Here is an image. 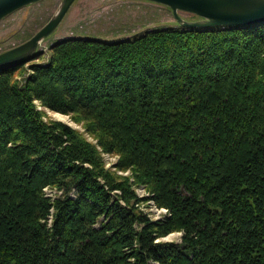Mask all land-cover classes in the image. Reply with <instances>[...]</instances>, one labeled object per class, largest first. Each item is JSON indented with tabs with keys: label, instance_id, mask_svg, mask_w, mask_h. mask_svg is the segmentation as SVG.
Here are the masks:
<instances>
[{
	"label": "trees",
	"instance_id": "1",
	"mask_svg": "<svg viewBox=\"0 0 264 264\" xmlns=\"http://www.w3.org/2000/svg\"><path fill=\"white\" fill-rule=\"evenodd\" d=\"M25 62L0 67V264H264V22L65 37L19 82Z\"/></svg>",
	"mask_w": 264,
	"mask_h": 264
},
{
	"label": "rangeland",
	"instance_id": "2",
	"mask_svg": "<svg viewBox=\"0 0 264 264\" xmlns=\"http://www.w3.org/2000/svg\"><path fill=\"white\" fill-rule=\"evenodd\" d=\"M61 0H38L24 5L0 19V52L15 46L35 33L55 12ZM179 16L186 21L199 20L191 13L178 11ZM180 26L168 7L146 0H73L63 18L48 36L40 40L34 52H39L37 58L24 63V72L16 75L19 82L28 73L27 64L40 63L47 60L49 45L65 37H94L103 40H115L143 32L156 27ZM42 108L44 117L58 120L79 129L80 125L73 122L69 115L51 111L37 103ZM104 166L113 169L111 164L115 155H102ZM118 173L124 175L125 172ZM137 196H147L148 192L142 185L134 186ZM147 216L154 220L164 215L163 207H156L151 200L139 204ZM178 232L163 236V241H176Z\"/></svg>",
	"mask_w": 264,
	"mask_h": 264
},
{
	"label": "water",
	"instance_id": "3",
	"mask_svg": "<svg viewBox=\"0 0 264 264\" xmlns=\"http://www.w3.org/2000/svg\"><path fill=\"white\" fill-rule=\"evenodd\" d=\"M38 0H0V19L8 13ZM73 0H61L54 14L28 39L0 52V67L29 60L40 40L59 24ZM168 7L181 26H227L264 22V0H146ZM178 11L199 18L183 20Z\"/></svg>",
	"mask_w": 264,
	"mask_h": 264
}]
</instances>
